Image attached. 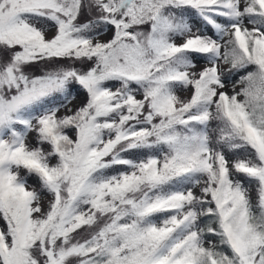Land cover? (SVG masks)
Segmentation results:
<instances>
[{
	"label": "snow or ice",
	"instance_id": "snow-or-ice-1",
	"mask_svg": "<svg viewBox=\"0 0 264 264\" xmlns=\"http://www.w3.org/2000/svg\"><path fill=\"white\" fill-rule=\"evenodd\" d=\"M0 264H264V0H0Z\"/></svg>",
	"mask_w": 264,
	"mask_h": 264
},
{
	"label": "rangeland",
	"instance_id": "rangeland-1",
	"mask_svg": "<svg viewBox=\"0 0 264 264\" xmlns=\"http://www.w3.org/2000/svg\"><path fill=\"white\" fill-rule=\"evenodd\" d=\"M197 26H199V25H197ZM209 34H211V33H209ZM33 70H34V71H38V66L35 67ZM80 99H82V97H78V98H77V101H74V103L78 102ZM30 183L35 184L36 182H35V180L33 179V180L30 181ZM253 198L255 199V192H253Z\"/></svg>",
	"mask_w": 264,
	"mask_h": 264
}]
</instances>
